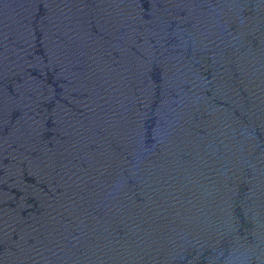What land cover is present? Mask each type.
Here are the masks:
<instances>
[{"label": "water", "instance_id": "95a60500", "mask_svg": "<svg viewBox=\"0 0 264 264\" xmlns=\"http://www.w3.org/2000/svg\"><path fill=\"white\" fill-rule=\"evenodd\" d=\"M0 264H264V0H0Z\"/></svg>", "mask_w": 264, "mask_h": 264}]
</instances>
